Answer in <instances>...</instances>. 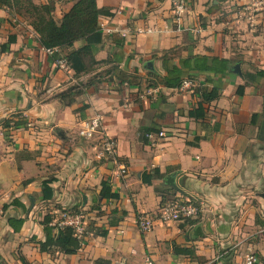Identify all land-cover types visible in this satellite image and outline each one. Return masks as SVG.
Wrapping results in <instances>:
<instances>
[{
    "label": "crops",
    "instance_id": "crops-1",
    "mask_svg": "<svg viewBox=\"0 0 264 264\" xmlns=\"http://www.w3.org/2000/svg\"><path fill=\"white\" fill-rule=\"evenodd\" d=\"M32 1L55 2L57 19L75 2ZM96 1L112 13L100 19L103 43L96 60L106 63L80 77L57 69L24 10L0 9V264H23L21 257L27 264H118L124 258L128 264H243L242 251L255 246L234 245V220L244 209L255 214L243 195L264 181V80L249 84L243 96L236 89L245 84L244 73L264 70V12L248 20L238 7L251 0H188L176 18L171 0ZM228 5L234 13L220 22ZM172 49L175 62L201 55L231 64L225 77L205 73L196 82L206 86L208 77L222 86L220 99L205 106V119L188 116L197 106L192 91L149 87L155 79L148 63L165 75L160 58ZM130 76L145 79L131 85ZM70 88L82 94L67 105L60 94ZM96 114L103 117V134L117 142L125 174L100 159L102 134L92 140L79 136L81 122ZM253 114L261 115L263 132L250 124ZM15 115L28 126L4 128L3 121ZM155 170L164 178L143 183V175ZM49 179L53 196L44 200ZM105 181L119 198L100 197ZM177 198L199 208L193 225L158 221L152 231L140 232L139 215H155ZM63 211L85 218V245L74 255L40 252L41 222L47 214L57 220ZM10 219L24 220L20 231ZM101 230L107 236H99ZM256 247L264 259V243Z\"/></svg>",
    "mask_w": 264,
    "mask_h": 264
},
{
    "label": "trees",
    "instance_id": "trees-1",
    "mask_svg": "<svg viewBox=\"0 0 264 264\" xmlns=\"http://www.w3.org/2000/svg\"><path fill=\"white\" fill-rule=\"evenodd\" d=\"M219 4L225 3L228 0H217ZM0 9L17 10L21 13L23 10L31 19V25L38 35L39 43L44 48H59L61 54L67 58L71 65L74 75L80 77L94 70V68L104 62L96 60V54L99 51V46L103 43V33L100 26V19L102 17L112 16V13L107 8H99L96 0H75L71 9L65 12L60 19L55 16L56 5L53 1H48L45 4H35L32 0H0ZM82 42V46L76 49L74 47L76 42ZM63 50H68L65 54ZM175 50L164 52L160 58L162 62V69L165 75L159 74L156 70L148 72V75L155 79V84H150L149 87L162 86L168 89H178L182 82L186 79L194 82L199 81L201 75L211 73L212 76L225 77L231 64L229 60L218 57H207L201 55H191L187 58H179L177 62ZM54 61V58H52ZM131 77V76H130ZM129 77V78H130ZM245 84L240 85L236 89V95L243 96L245 88L249 84H256L264 80V70H257L255 73H244L242 75ZM132 79V78H130ZM128 80H121V84ZM131 82V80H129ZM207 85L198 86L192 91V95L196 97L197 106L188 112L190 118L195 120L205 119L207 111L205 106L220 99L222 94V86L213 84V80L208 77L205 80ZM132 84V83H130ZM75 89V88H73ZM69 89L60 94L64 104L69 105L82 92H73ZM260 114H253L250 119L252 126H258ZM4 128L8 130H15L26 128L28 121L21 115H15L3 121ZM259 129V131H261ZM263 132V130L261 131ZM148 135V132L146 133ZM164 174L159 170H155L152 174L143 175V183L151 184L154 179H162ZM53 179H49L43 183V199H52L53 189L49 186ZM102 199L112 200L119 198V195L112 192L110 183L105 181L102 183L100 191ZM8 206L4 205V209ZM56 219L53 215L47 214L41 222L44 233V241H36L38 249L42 253L60 252L64 255H74L82 249V244L75 234L72 227H58L52 225ZM258 222V220L256 219ZM19 223V227H14L16 232L20 231L24 224L23 219H10L9 224L13 226ZM184 224L193 225L195 220L187 219L182 221ZM259 223V222H258ZM107 230L98 232L99 236H107ZM35 240V238H33ZM181 253L188 254L189 251L181 250ZM23 264H27L25 258L21 257ZM105 260H98L96 264H105Z\"/></svg>",
    "mask_w": 264,
    "mask_h": 264
},
{
    "label": "built area",
    "instance_id": "built-area-1",
    "mask_svg": "<svg viewBox=\"0 0 264 264\" xmlns=\"http://www.w3.org/2000/svg\"><path fill=\"white\" fill-rule=\"evenodd\" d=\"M188 0H171V12L176 18H180L181 14L187 10ZM264 12V0H251L249 3L238 7V14L242 18L248 20L257 14ZM102 30V27H101ZM107 33H112L110 29L106 30ZM140 33L150 32V30H140ZM49 58H54V65L57 69L63 72H70L72 70L67 58L61 54L59 48H42ZM198 87V84L192 80L186 79L178 88L181 91H193ZM103 117L96 114L89 119L81 122L79 128V136L92 140L97 134H102L100 137V150L99 157L118 167L122 174L126 173V166L120 162L118 156L117 142L103 134ZM160 136H164L163 133ZM200 210L197 205L191 200L173 199L165 203L157 214L143 213L137 217L136 224L141 233H148L153 230L158 221L162 223L168 222H182L187 219H196ZM58 227H72L75 230L76 237L81 242L82 247L86 243L88 230L87 223L83 215L73 214L69 211H63L60 217L52 223ZM118 264H128L127 259H122ZM147 264H154L151 260H147ZM218 264H222L219 262ZM243 264H261L259 257L250 252L243 261Z\"/></svg>",
    "mask_w": 264,
    "mask_h": 264
},
{
    "label": "rangeland",
    "instance_id": "rangeland-1",
    "mask_svg": "<svg viewBox=\"0 0 264 264\" xmlns=\"http://www.w3.org/2000/svg\"><path fill=\"white\" fill-rule=\"evenodd\" d=\"M22 13H24V11ZM233 13L234 6L228 5V7L224 10V13L221 17H219L218 20H220V22H229V18L231 17L230 15H232ZM130 78H132L129 79L131 80V82L128 83H132L131 85H139V83H141L140 79H145V77L140 78L133 76H131ZM149 83H151V81H148L147 84ZM147 84H144L143 87L145 88ZM251 190L252 192H245V194L243 195L244 205H246V203L250 204L249 207L254 208L255 214L253 215L252 211L248 213L246 209H244L242 212H239L237 219L234 220V225L238 228V233L234 234V245L238 242L240 244L252 243L255 246L254 248L256 249L253 248V250H250L248 247L247 249L243 250V261L245 260V257L252 251L258 257H260L262 264H264V259H262L263 257H261L262 252L256 247L258 244L264 243V228L262 227V224L264 222V181H262L261 184L257 183ZM256 219L258 220L259 224H256L258 223Z\"/></svg>",
    "mask_w": 264,
    "mask_h": 264
},
{
    "label": "water",
    "instance_id": "water-1",
    "mask_svg": "<svg viewBox=\"0 0 264 264\" xmlns=\"http://www.w3.org/2000/svg\"><path fill=\"white\" fill-rule=\"evenodd\" d=\"M147 67H148V70H149V71L154 70L153 62H149ZM234 70H235V72L241 74V72H240V66H239V65L234 66ZM167 181H168V182H172L173 179L169 177V178H167Z\"/></svg>",
    "mask_w": 264,
    "mask_h": 264
}]
</instances>
